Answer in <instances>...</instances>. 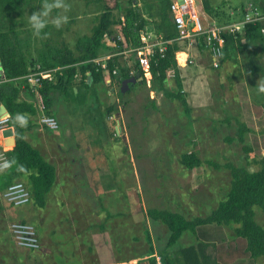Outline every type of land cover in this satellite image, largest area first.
Segmentation results:
<instances>
[{"label":"rangeland","instance_id":"1","mask_svg":"<svg viewBox=\"0 0 264 264\" xmlns=\"http://www.w3.org/2000/svg\"><path fill=\"white\" fill-rule=\"evenodd\" d=\"M120 1V8L124 9L135 0ZM136 1L156 24L157 19L151 13L157 11L158 0ZM196 1L204 24L216 21L217 9L232 13L239 12L242 6L247 10L263 4V0ZM44 2L25 0L17 28L26 61L35 68L42 66L43 57L48 58L50 52L62 45L76 52L79 39L92 34L97 17L103 12L101 0H63L67 5L68 22L59 29L49 23L37 36L28 17ZM60 11L63 10H53V15ZM120 13L116 11L117 15ZM202 45L203 51L190 49L188 43L184 45L191 52L190 57L186 56L187 66L202 62L206 74V77L199 74L200 82L191 81L186 85L189 99L183 94L191 107L189 112L180 101L156 90L153 79L146 84H133L122 98H119L121 87L117 82L109 84L106 81V84L87 89L78 81L76 90L67 96L60 90L52 91L51 114L58 119L60 128L52 132L40 124L39 116L32 117L37 125L26 133V139L56 167V186L60 192L65 191V198L57 197L58 193L52 194L44 209L37 207L33 200L13 206L4 201L0 189V206L12 213L11 216L0 212V264L100 263L95 249L91 248L96 247L95 238L101 233L109 242L108 248H113L103 256H114L111 259L123 261V264H133L130 261L141 256L143 264H150L146 256L150 254L153 239V245L160 251L169 231L162 224L159 228L160 222H152L147 209H169L188 219L207 216L226 198L231 186V172L223 164L231 162L249 170L258 169L248 160H259L264 155V93L255 87L258 81H264V41L236 42L231 58H225L218 70L212 68L210 55L202 54L205 51L203 41ZM175 75V71L169 72L166 89L177 90ZM33 95L28 101L36 102ZM111 106H117V110L109 115ZM240 122L251 130L243 140L239 135ZM117 126L122 127L119 133ZM7 140H11V135ZM245 148L251 151L247 153ZM6 150L10 151L11 147ZM190 152L203 160L201 167L191 170L181 163V158ZM215 164L222 167L216 168ZM95 173L98 185L100 182L102 186L98 192ZM67 179L74 182L70 185ZM17 181L27 184L24 177ZM138 192L143 205L136 195ZM57 198L61 201H55ZM142 206L144 211L139 209ZM22 220L34 226L40 240L42 236L49 237V241L48 238L41 240L40 250L24 249L15 244L9 225ZM208 228L199 227L201 240L185 232L169 253L188 246L200 250L206 240L221 243L219 230L223 229L227 244L242 251L238 257L246 255L249 258L247 250L243 253L246 241L236 239L233 227ZM149 233L153 237L151 243L148 242ZM44 248L52 252L48 254ZM221 248L226 247L221 245ZM212 250L210 246L206 248L205 256L216 264ZM201 255L204 259L203 250ZM160 261L158 258L157 263ZM220 261L227 263L226 257ZM249 262L264 264V257L256 262L249 259Z\"/></svg>","mask_w":264,"mask_h":264},{"label":"trees","instance_id":"2","mask_svg":"<svg viewBox=\"0 0 264 264\" xmlns=\"http://www.w3.org/2000/svg\"><path fill=\"white\" fill-rule=\"evenodd\" d=\"M24 1L0 0V63L4 69V77L0 74V100L11 115L9 120L11 150L6 153L10 159L11 168L0 175V189L4 191L11 184L17 182L18 179L27 178L31 200L35 202L37 207L44 209L47 207V196L51 193L56 182L57 169L26 139V133L37 125V123L32 121V117L38 116V109L35 101L22 99V95H26L27 98L34 95L30 87L24 86L25 83L19 79L29 74L31 70H36L35 67H32L34 64L29 65L26 61L17 31L23 15L22 6ZM101 1L103 3V12L97 17L98 23L94 26L90 36H84L79 39L76 45V52L67 45H62L56 48L54 52H50L48 58L43 57L41 60V69L68 66L64 69V72L57 74L55 82H50L47 79L43 80L40 90L44 95L48 115L51 114V108L54 103L53 90H60L67 96L78 81V84L82 83L87 89L100 83L106 84L105 70L99 68L93 62L99 56L100 48L108 46L105 41L106 36L118 41V35H122L126 45L132 43L135 47L142 45L140 32L145 28L154 27L158 35L160 34L168 40H174L179 37V29L171 12L173 0H158L157 11L155 10L156 12L151 13L157 19L156 24L152 23L149 18L150 15L147 16L136 0L131 1V5L124 9L120 8L122 4L120 0ZM255 6H258L264 13V0L262 5L256 4ZM245 9L242 6L239 12L233 11L232 13L221 12V10L217 9L215 10L216 20L218 23L239 21L244 17ZM116 11L121 12L120 15H117ZM122 16L125 19L124 22L122 21ZM263 30L264 21H259L246 26L243 32L225 35L226 43L223 48L221 62L223 63L225 58H231V52L238 41H245L246 43L264 41ZM124 43L119 41L117 49L121 50ZM181 49L179 42L174 41L168 45L165 57L160 54L152 56L151 71L156 90L164 92L166 97L172 100L180 101L185 111L189 112L191 108L184 98L179 67L175 58L176 52ZM126 61L124 56H120L114 57L108 62L110 76L113 78L114 83H119V87L122 86L123 80L137 76H130L131 68L126 66ZM135 65L136 74H141L142 76L141 70H138V64L136 63ZM116 68L119 71L118 75L113 74ZM169 70L175 71L176 91L166 89V82L169 80ZM90 78L92 82H89ZM141 83L146 84L145 80ZM132 86L133 84H131L130 88ZM118 94L119 98L124 96L121 93V88ZM152 107H156L155 102H152ZM116 108L117 106L109 107L108 114L111 115L117 110ZM18 113L28 117L27 126L21 127L15 120V116ZM239 125L240 140H243L246 133L251 130L243 122H240ZM43 127L50 130L46 126ZM229 141H232V139H229ZM245 151L249 153L251 149L245 148ZM248 162L250 165L256 164L258 169L249 170L231 162L223 164L231 172V186L226 198L220 201L216 209L207 216L188 219L182 213L169 209L153 207L146 210L147 216L152 222H160L169 231L165 248L159 251L162 264H208V258L205 256L206 248L199 250L196 246H188L176 250L174 253H169V249L176 245L185 232H191L200 240V236H198L199 227L208 225L233 227L236 238L246 241V250L253 260L257 261L264 257V155L259 160H248ZM181 163L188 169L193 170L201 167L203 160L195 152H190L181 158ZM214 166L216 168L222 167L220 164H215ZM96 176L97 174L95 173V187L98 192L100 189ZM136 195L143 205L141 194L138 192ZM139 209L144 211L143 206ZM1 210L2 207L0 206V212ZM22 222L28 223L25 220H22ZM150 236L149 233L148 242L151 243L152 238ZM202 250L204 251V259L201 255ZM154 251L152 242L151 254H154ZM150 264H158L155 256L150 257Z\"/></svg>","mask_w":264,"mask_h":264},{"label":"built area","instance_id":"3","mask_svg":"<svg viewBox=\"0 0 264 264\" xmlns=\"http://www.w3.org/2000/svg\"><path fill=\"white\" fill-rule=\"evenodd\" d=\"M171 12L179 29L178 38L168 40L163 36L156 34L151 29L145 28L140 32L141 46L135 47L132 43L129 45L123 44L122 49L118 50V42L123 41L122 35H118V41L108 37L106 39L108 46L101 47L103 51H99V56L95 58L93 62L109 74L108 62L114 57H120L123 55L127 57L128 55V57L131 58L130 60H133L138 64V70H141L143 74L142 78L149 83L151 79H153L151 71L152 56L160 54L162 57H165L168 45L172 44L174 41H189L190 43L203 41L205 50L208 52L212 60L211 66L213 69H219L222 64L221 58L226 43L225 35L243 32L244 28L249 24L264 21V13L255 5L251 9H245L244 17L241 20L229 23H217L216 21L209 22L208 24L202 23L198 13L196 0H173L171 3ZM122 21H125L123 16ZM179 55L180 53L175 55L178 64L186 65L188 63L187 57L189 56L186 57L185 64H182L179 60ZM61 70H63L61 67L51 70H44L37 67V70H32L29 74L19 78L25 83L24 86H29L32 93L36 96L38 110L41 114L39 120L41 125L48 127L52 131L58 130L60 124L56 117L46 114V102L40 88L44 79L54 81L56 73ZM117 73L118 70L115 69L113 74L116 75ZM135 74V69H130V75L133 76ZM108 83L112 84L110 78ZM9 120L8 116L0 118V138L3 137V135L6 137L9 128ZM4 156H6V158ZM10 168L11 162L9 161L7 154H1L0 170L5 171ZM3 198L10 205L22 206L31 201V194L23 182H15L3 192ZM9 229L17 246L29 250L40 249V238L36 229L31 224L16 221L10 224Z\"/></svg>","mask_w":264,"mask_h":264},{"label":"crops","instance_id":"4","mask_svg":"<svg viewBox=\"0 0 264 264\" xmlns=\"http://www.w3.org/2000/svg\"><path fill=\"white\" fill-rule=\"evenodd\" d=\"M151 30H153V32H155L156 34H157V32H156V30L154 29V27H151L150 28ZM160 35V34H159ZM122 42V41H121ZM184 42V43H183ZM123 43H124V40H123ZM186 43H188V47L190 48V49H199V50H202L203 51V45H202V42H200V41H195V42H192V43H190L189 41H182V43H180V41H179V44H180V46H181V50H179V51H177L176 52V54L178 53H180V55H179V60H181V62H183V61H185V57L186 56H189L190 57V50H189V48L187 47L186 49H185V47H184V45L186 44ZM125 44V43H124ZM111 46H114V45H111ZM101 51H103L102 50V48L100 49ZM205 52H207L206 50L202 53V54H205ZM208 53V52H207ZM195 56H197V54H194ZM124 56V55H123ZM125 57V56H124ZM125 59L127 60L126 61V66L128 67V68H131V69H135V71H136V73H137V69L135 68V64H136V62L135 61H133V60H130L131 58H129L128 57V55H127V57H125ZM200 59V58H199ZM201 60V59H200ZM202 61V60H201ZM180 64V63H179ZM178 64V62H177V65H178V67L180 68L181 67V69L179 70V73H180V79H181V82H182V86H183V93L184 94H186L187 93V90H186V85L188 84V83H190L191 81H196V82H200L201 81V77H200V73H202V75L203 76H205L206 77V74H205V69L203 68L204 67V65L202 64V62L200 63V62H198V64H195V65H191V66H187L189 63H187L186 64V66H180ZM117 69V68H116ZM215 70V69H214ZM174 71V70H173ZM169 72H171V70H169ZM169 72H168V77H169ZM116 75H118V74H116ZM137 76H138V74H136ZM105 77H106V81L108 82V80H109V75L107 76V74H105ZM89 82H92V79L90 78V80H89ZM76 87V86H75ZM74 87V89L72 88V90H76V88ZM72 90H70V91H72ZM69 91V92H70ZM187 95V94H186ZM184 97H185V95H184ZM187 97H188V99H189V96L187 95ZM22 99H27L28 100V98H27V96L26 95H22ZM185 99H186V97H185ZM187 101V100H186ZM187 103H189L188 101H187ZM3 104V103H2ZM189 105V104H188ZM189 107H190V105H189ZM191 108V107H190ZM38 116L40 117V114L38 113ZM37 117V116H36ZM34 118V117H33ZM10 128V127H9ZM9 128H8V130H9ZM29 132V131H28ZM53 132V131H52ZM8 137H9V134H8V136L7 137H4V135H3V137H1L0 138V155L1 154H3V153H7L8 152V150H6V148L8 147H11V140H9V142H8ZM28 139V138H27ZM31 141L33 142V139H31ZM33 146V145H32ZM3 149V150H2ZM37 149V148H36ZM39 150V149H38ZM40 151V150H39ZM41 152V151H40ZM42 153V152H41ZM43 155V154H42ZM44 156V155H43ZM5 158H6V156H4ZM9 159V158H8ZM47 160V159H46ZM9 161H10V159H9ZM9 170V169H8ZM8 170H0V175H2L3 173H5L6 171H8ZM68 180V179H67ZM101 181H102V179H100ZM56 182H58L57 181V177H56ZM56 182H55V185H54V187H53V189H52V191H51V193H49V195L47 196V204L50 202V197H51V195L52 194H54V193H58V196L57 197H61V199H63V197L65 198V191H62L61 190V192L59 191V188H58V186H56ZM68 182H70V185L74 182L73 181V179H71V180H68ZM99 184L100 185H98V187H99V189L101 190L102 189V186H101V183L99 182ZM63 187V186H62ZM99 190V191H100ZM5 191V190H4ZM4 191H2V192H4ZM2 196H3V193H2ZM68 196V195H67ZM69 199V198H68ZM58 200V198L57 199H55V201H57ZM5 201V200H4ZM3 201V202H4ZM58 201H61V200H58ZM7 203V202H6ZM67 203L69 204V201H67ZM3 209V208H2ZM2 212H4V213H6L7 215H11L12 216V213H11V211H9V210H2ZM13 222H16V221H13ZM11 224V223H10ZM159 225V228L162 226L161 224H158ZM166 227V226H165ZM207 227H209L210 229H211V227H222V226H214V225H208V226H206V228ZM225 227V226H224ZM9 228H10V225H9ZM208 228V229H209ZM167 229V228H166ZM205 229V228H204ZM208 229H206L207 231H208ZM9 231H10V229H9ZM168 231V230H167ZM166 232V231H165ZM219 232H220V236L221 235H225V232H223V229H220L219 230ZM217 233V232H216ZM98 237L97 238H95V241H96V243H95V245H96V247H98V248H91V250H94L95 249V251H96V255H97V257H98V261H100V263H94V264H123L124 262L123 261H118V260H114L113 258H114V256H103V255H105V253H106V251L107 250H110V249H113V248H108V244H109V242H108V240H106L105 241V237L103 236V233H101V234H99V235H97ZM154 236V235H153ZM219 236V238H220V240L222 241L221 243H219L218 241H216V240H214V241H210V240H206V241H204V245L201 247V248H208L209 246L211 247V248H213V256H214V262L216 263V264H223L220 260H222V258H224L225 259V257H226V264H248V263H250L249 262V259L250 260H252V261H255V260H253L250 256H249V258L246 256V255H244V257H238V253H242V251L240 250V248H231V246H229L228 244H227V240L226 239H224L225 238V236L223 237V238H221ZM201 237V236H200ZM43 238H48V241H49V237H46V236H42V238H41V240L43 239ZM151 238L153 239V237L151 236ZM230 239V238H229ZM236 239H238V238H236ZM235 239V240H236ZM200 240H201V238H200ZM230 240H233V239H230ZM153 242L155 243V241H154V239H153ZM51 243H53V241H51ZM53 244H55V243H53ZM221 245L222 246H224V247H226V248H221ZM154 246V245H153ZM164 248H165V246H164ZM184 248V247H183ZM41 249V248H40ZM39 249V250H40ZM54 250H57L58 248H53ZM81 249V248H80ZM151 249V248H150ZM163 249V248H162ZM161 249V250H162ZM44 250L46 251V253H51L52 251L50 250V248H44ZM86 250V249H85ZM85 250H84V252H85ZM91 250H89V251H91ZM154 254H151V250H150V254L149 255H147L146 257L148 258L149 257V261H150V257H152V256H155L156 257V259H158V258H160V256H159V251H158V249H156V247L154 246ZM180 250V249H179ZM246 252V248H245V251L243 252V253H245ZM111 257H113L112 259H111ZM143 257H141V256H139V257H136V258H134L133 260H131L130 261V263H133V264H143V261H141L140 259H142ZM138 259V260H137ZM161 259V258H160ZM135 260H136V262H135ZM92 263H93V261H91ZM256 262V261H255ZM92 263H89V264H92ZM160 264H162L161 263V261H160ZM208 264H212L211 262H209Z\"/></svg>","mask_w":264,"mask_h":264},{"label":"clouds","instance_id":"5","mask_svg":"<svg viewBox=\"0 0 264 264\" xmlns=\"http://www.w3.org/2000/svg\"><path fill=\"white\" fill-rule=\"evenodd\" d=\"M53 10H63L60 12H57L55 15H53ZM67 11V5L63 3V0H45V2L39 7V10H35L32 12V14L28 17V21L34 31V34L37 36H40L41 32L43 29L46 28V26L51 23L52 25H54L57 29L61 28L63 24L68 22V16L65 14V12ZM217 22V20H216ZM218 23V22H217ZM179 42V41H177ZM101 49V48H100ZM177 61V60H176ZM189 63V62H188ZM61 67L63 68V70L59 71V72H64V69L67 68L68 66L62 67V66H56L54 68H58ZM52 68V69H54ZM213 68V67H212ZM37 70V68H36ZM44 70H51V69H44ZM118 70V69H117ZM218 70V69H215ZM32 71V70H31ZM30 71V72H31ZM57 72L55 75V80L54 81H50V82H55L57 79V74L59 73ZM119 72V71H118ZM107 76L109 75L108 78H110L112 80L113 83V78L110 76V73H106ZM118 74V73H117ZM136 75V74H135ZM131 76V75H130ZM134 76V75H133ZM143 77V74H142ZM45 80V79H44ZM144 81V79H143ZM146 82V80H145ZM43 85V82H42ZM258 90V92L264 93V81H258L256 86H255ZM42 88V86H41ZM40 88V89H41ZM31 89V88H30ZM41 91V90H40ZM32 92V91H31ZM37 104V102H36ZM47 108V105H46ZM37 109H38V105H37ZM47 110L46 109V114H47ZM38 113L40 114L39 110ZM10 114V113H9ZM7 116V115H6ZM9 115V119H10ZM52 116V115H51ZM41 117V114H40ZM55 117V116H54ZM1 118V117H0ZM15 120L19 123V125L21 127H25L27 126L28 123V117L24 114H16L15 116ZM40 122V121H39ZM41 124V123H40ZM57 131V130H56ZM17 182H22V181H17ZM24 183V182H23ZM26 186L27 184L24 183ZM28 188V186H27ZM29 189V188H28ZM30 191V190H29ZM31 194V193H30ZM5 200V199H4ZM22 222V221H21ZM30 224V223H28ZM41 241V240H40Z\"/></svg>","mask_w":264,"mask_h":264},{"label":"water","instance_id":"6","mask_svg":"<svg viewBox=\"0 0 264 264\" xmlns=\"http://www.w3.org/2000/svg\"><path fill=\"white\" fill-rule=\"evenodd\" d=\"M0 74L4 77V69H3L2 65H1V63H0ZM139 81L142 82V78L139 79ZM137 82H138V77L137 76L132 77L130 79L123 80L122 86H121V93L125 94L130 89V84H132V83L134 84V83H137ZM6 115L9 116L10 114H9L7 108L5 107V105L2 104V102L0 100V117L6 116ZM121 129H122L121 126H117L116 127V130H117L118 133H119V130H121ZM7 134H9V135L11 134L10 133V128L7 131ZM122 138H123L124 142H126V136L123 135Z\"/></svg>","mask_w":264,"mask_h":264},{"label":"flooded vegetation","instance_id":"7","mask_svg":"<svg viewBox=\"0 0 264 264\" xmlns=\"http://www.w3.org/2000/svg\"><path fill=\"white\" fill-rule=\"evenodd\" d=\"M137 77H138V82H140V81H139V79H141V78H142L141 74H138V76H137ZM142 81H143V78H142ZM132 84H133V83H132ZM134 84H136V83H134ZM130 85H131V84H130Z\"/></svg>","mask_w":264,"mask_h":264}]
</instances>
